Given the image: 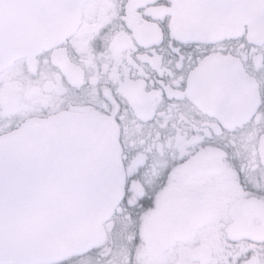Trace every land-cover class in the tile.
I'll return each mask as SVG.
<instances>
[{"label": "snow or ice", "instance_id": "snow-or-ice-1", "mask_svg": "<svg viewBox=\"0 0 264 264\" xmlns=\"http://www.w3.org/2000/svg\"><path fill=\"white\" fill-rule=\"evenodd\" d=\"M0 264H264V0H0Z\"/></svg>", "mask_w": 264, "mask_h": 264}]
</instances>
